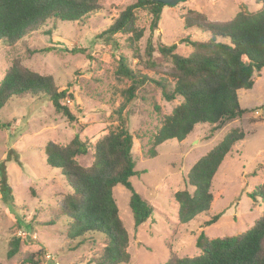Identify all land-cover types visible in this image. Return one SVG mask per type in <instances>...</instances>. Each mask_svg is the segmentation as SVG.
Segmentation results:
<instances>
[{
	"label": "rangeland",
	"instance_id": "1",
	"mask_svg": "<svg viewBox=\"0 0 264 264\" xmlns=\"http://www.w3.org/2000/svg\"><path fill=\"white\" fill-rule=\"evenodd\" d=\"M100 1L102 10L85 21L57 22L56 29L48 23L12 47L0 43V81L10 63L19 59L24 67L52 77L59 91L72 93L73 101L66 98L63 104L76 118L73 129L61 115L54 113L45 98L14 100L0 111V122L10 124L0 131V175L4 172L5 186L10 189V195L3 197L0 184V264H20L27 254L38 251L44 252L41 264H94L100 255L106 243L102 235L72 240L64 222L44 226L48 212L70 188L58 170L47 166L43 148L48 142L64 146L76 133L92 146L116 131L115 111L123 102L121 91L130 86L128 80L115 76L120 57L133 72L144 70L151 80L138 86L127 108L131 154L135 171L141 173L130 178L129 183L153 208L149 220L134 228L128 208L129 192L120 185L112 191L129 237L128 264H165L173 256H198L195 241L201 231L209 239L232 237L246 232L261 216V206L248 195L264 183V68L253 74L250 90L237 93L239 107L245 111L240 119L217 127L197 125L183 142L168 141L157 148L156 157H147L148 140L181 102L180 97L166 102L154 83L159 80V72L172 68L158 54L157 43L175 44L177 54L185 57L191 50L180 43L181 39L207 40V35L183 28L181 16L187 9L203 13L210 21L225 22L242 7L254 12L260 6L255 0H235L241 5L232 0H187L175 7H164L158 29L152 34L154 52L148 62L145 49L151 16L143 10L136 12V26L143 30V36L134 49L128 46V36L121 35L114 37L118 49H112L97 36L122 9L137 0ZM222 42L228 44L227 39ZM74 49H84L85 53L72 55ZM167 91H172V87H167ZM234 129L243 131L244 139L225 157L212 182L213 203L208 217L216 214L221 217L205 229H200L208 220L204 216L189 225L178 223L173 194L183 189L192 192L186 184L189 170ZM77 161L81 166H90L92 151ZM14 236L22 244L18 254L8 260V241Z\"/></svg>",
	"mask_w": 264,
	"mask_h": 264
},
{
	"label": "trees",
	"instance_id": "2",
	"mask_svg": "<svg viewBox=\"0 0 264 264\" xmlns=\"http://www.w3.org/2000/svg\"><path fill=\"white\" fill-rule=\"evenodd\" d=\"M255 2L260 6L257 11L251 12L242 7L231 20L225 22H213L203 13L187 10L181 16L183 28L207 35V40L181 39L180 43L191 50L185 57L177 54V45L157 43L158 54L169 61L172 68L159 72V80L154 83L161 89L166 102L178 97L181 102L148 140V158L156 157L157 148L168 141L183 142L197 125L217 127L245 114L239 107L237 93L250 90L253 74L264 68V0ZM163 8L161 4L149 0H137L122 9L97 39L117 50L119 46L114 37L128 36V46L134 49L143 36V30L136 26V12L146 11L151 16L145 49V57L150 62L154 52L152 34L158 29ZM101 10L100 0H0V43L12 47L26 35L39 32L48 23L56 29L57 22L85 21ZM225 39L228 44L222 42ZM70 53L84 54L85 50L74 49ZM150 66L153 67V63ZM115 76L130 82V86L121 91L123 102L115 111L118 119L116 131L108 133L92 146L76 133L64 146L48 142L43 148L47 166L58 170L70 188L61 196L58 205L48 212L44 226H54L62 221L68 226V238L72 240L102 235L106 243L94 264L130 262L127 252L129 237L119 217L113 188L120 185L129 192L128 208L134 228L145 224L153 212V208L129 183L130 178L141 173L135 171L127 118V108L138 86L151 80L144 70L133 72L122 57L118 60ZM167 87H172V91L168 92ZM37 98H45L54 113L75 128L76 118L63 104L66 98L73 101L72 93L59 91L52 77L24 67L19 59L13 60L0 81V111L14 100ZM9 125L0 122V131ZM243 139V131L231 130L191 167L186 184L192 192L183 189L172 196L177 205L178 223L189 225L199 216L208 217L213 203V178L225 157ZM89 150L92 151V163L88 167L81 166L77 158L86 156ZM0 184L3 185V197L10 195V189L5 186L4 172L0 175ZM248 197L262 208L260 218L250 229L219 239H209L201 231L195 241V247L200 252L198 256H173L165 264H264V183ZM220 217L221 214L208 217L200 229L217 223ZM21 244L19 237L10 238L6 254L8 260L18 254ZM43 261L44 252L38 251L27 254L20 264H41Z\"/></svg>",
	"mask_w": 264,
	"mask_h": 264
},
{
	"label": "water",
	"instance_id": "3",
	"mask_svg": "<svg viewBox=\"0 0 264 264\" xmlns=\"http://www.w3.org/2000/svg\"><path fill=\"white\" fill-rule=\"evenodd\" d=\"M157 4H161L164 7H175L187 0H149Z\"/></svg>",
	"mask_w": 264,
	"mask_h": 264
},
{
	"label": "crops",
	"instance_id": "4",
	"mask_svg": "<svg viewBox=\"0 0 264 264\" xmlns=\"http://www.w3.org/2000/svg\"><path fill=\"white\" fill-rule=\"evenodd\" d=\"M232 2L235 4V5H241L242 3L240 2H235V0H232ZM188 10V9H187ZM213 22H218V20H214Z\"/></svg>",
	"mask_w": 264,
	"mask_h": 264
}]
</instances>
